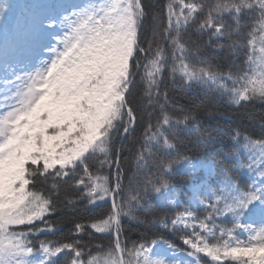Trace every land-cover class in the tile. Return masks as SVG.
Segmentation results:
<instances>
[{
  "label": "snow or ice",
  "instance_id": "obj_1",
  "mask_svg": "<svg viewBox=\"0 0 264 264\" xmlns=\"http://www.w3.org/2000/svg\"><path fill=\"white\" fill-rule=\"evenodd\" d=\"M11 7L0 4L5 21ZM147 8L143 0L43 6L34 35L48 38L44 47L49 58L38 65L25 59L31 35L5 39L0 49L4 66L0 75V264H57L62 253L71 257L68 264H201L202 255L213 264H264V227L246 223L259 219L264 224V139L237 136L243 144L233 155L239 158L246 151L250 160L244 167L255 177L246 190L227 169L219 170L220 187L200 186L195 174L201 161L181 153L176 141L181 133H195L201 142L205 136L196 127L193 110L179 106V116L167 111V92L161 91L167 69L173 82L179 78L185 88L203 86L227 96L236 107L264 102V0H213L207 7L196 0H169L166 23L159 32V16ZM226 16L231 23L225 22ZM189 27L200 34L208 32L217 41L226 40L217 47L229 54L243 50L244 65L221 71L202 55L199 45L185 39ZM141 68L140 102L145 109H158L159 115L144 129L135 164L137 171L155 165L158 175L129 191L125 199L115 142L135 130L133 91ZM113 166L115 183L101 174V169ZM207 166L209 174L216 172L214 162ZM180 171L194 176L198 190L193 202L171 220L145 222L174 230L191 228L182 237L190 250L181 251L162 238L131 243L122 239V220L138 219L136 210H147L143 202L150 195L168 204L179 203L170 197L175 195L172 178ZM65 177L83 188L75 196L64 192L67 205L111 200L105 215L70 221L76 235L112 237L108 245H94L96 254L82 239L33 240L42 232L57 230L62 222L46 217L57 209ZM49 181L47 190L39 187ZM193 203L205 209L202 220ZM221 216L231 217V228L215 225V218ZM238 232L247 233V239H239Z\"/></svg>",
  "mask_w": 264,
  "mask_h": 264
},
{
  "label": "trees",
  "instance_id": "obj_2",
  "mask_svg": "<svg viewBox=\"0 0 264 264\" xmlns=\"http://www.w3.org/2000/svg\"><path fill=\"white\" fill-rule=\"evenodd\" d=\"M42 2L44 0H0V4L6 3L12 6L10 11L7 12V21L3 17H0V45L6 38L11 39L13 37L17 28L16 18L21 10L26 6ZM143 2L148 5L147 10L150 13L158 14L159 21L156 23V27L158 32L162 31L166 23V4L169 0H143ZM185 2H190V0H185ZM196 2L204 3L207 7L213 3V0H196ZM245 20H247V17H245ZM225 22L231 23V20L226 16ZM153 23L152 18L149 17L147 25L151 26ZM185 39L194 41L195 45H199L202 55L210 60L213 65L219 66L221 71H228L233 65L243 66L245 63L243 50L238 53L229 54L226 49L222 50L217 47L220 43H226V40L217 41L215 37H210L208 32L200 34L193 27H189L185 33ZM3 71L4 66L0 64V72L3 73ZM142 74L143 68L140 69V73L137 75L136 86L133 91V101L137 111L135 130L127 137L117 139L115 142L116 148L120 149V165L123 170L122 188L124 189L121 196L125 199L129 191L144 185L148 179H155L158 175L155 165L150 164L147 168L137 171L135 164V155L140 147L144 129L149 121L154 123L159 115L158 109H145L140 102L144 93V84L140 80V75ZM162 80L161 91H166L168 97L167 111L170 114L179 116V106L193 110L197 118L196 127L205 136V141L201 142L195 133H181L180 139L176 141L180 152L192 157L193 161L214 162L216 172L213 177L209 178V185L212 188L221 186L220 181L222 178L219 175V170L227 169L240 188L246 190L255 178L254 174L248 172L244 167L250 160L249 154L243 151L240 153L239 158H237L233 153L237 152L243 144L242 139H237L238 134L239 137L247 135L253 139H264V102L253 101L236 107L229 103L227 96L211 92L203 86L196 85L191 88H185L181 85L179 78L173 82L167 69ZM161 103H163V99H161ZM156 155L159 158H163L162 153L157 152ZM94 164V160L90 161V165ZM77 172L78 174H82L80 170H77ZM101 174L109 175L113 183H115V166L111 169L107 167L101 169ZM196 176L200 178L199 182L203 178L202 173ZM193 180L194 176L184 171L178 172L172 178L175 192L179 194L182 205H164L155 198L154 194L150 195L143 202V208L147 210H136L135 214L138 219L124 218L122 220V239H126L131 243L141 238L146 241L162 238L170 242L177 249L186 251L187 248L182 242V237L189 235V232L182 229L174 230L171 226L164 228L159 224L146 223L145 221L159 220L161 218L171 220L178 213L184 212L189 207L191 201L192 194L190 187L195 184ZM50 184L51 181L39 187L47 190ZM70 185L72 186L70 187ZM65 191L75 196L80 194L83 188L82 186H74L72 178L65 177L63 179L57 209L51 216L46 217V219L51 221L62 222L58 225L57 230L42 232L38 236H34L33 240L58 241L66 238L82 239L85 243H89L92 246V253L96 254L94 245H108L112 237L100 233H93L91 237L84 234L76 235L73 231V224L70 221L73 218L83 220L105 215L111 210V200L97 201L93 205H87L86 201H78L75 205H67L64 201ZM202 197L205 199L204 196ZM195 210L198 219L202 220L206 215L205 209L197 208ZM214 222L218 227H232L231 217H216ZM37 223L39 226H43L39 222ZM260 227L262 226H258L257 229ZM237 236L241 240L247 239L240 232L237 233ZM70 258L69 254L62 253L57 258V264H68ZM201 262L202 264H213L210 259L204 256L201 257Z\"/></svg>",
  "mask_w": 264,
  "mask_h": 264
},
{
  "label": "rangeland",
  "instance_id": "obj_3",
  "mask_svg": "<svg viewBox=\"0 0 264 264\" xmlns=\"http://www.w3.org/2000/svg\"><path fill=\"white\" fill-rule=\"evenodd\" d=\"M80 2H82V0H57V1L56 0H44V2H42V3H38V4H35L32 6H26L21 10V12L17 16V29L15 31L14 36H16L18 39L21 37H26V36H30V35L33 37L29 47L27 48V50L25 52L26 62L34 64V65H38L41 60L49 58V54H48L46 48L44 47L49 42L48 38L44 37V38L38 39V38H35V35H34L36 20H37V17L39 16V14L44 10L43 6L53 5V4H63V3H80ZM11 40L12 39H10L9 41H11ZM3 44L0 46V49H2ZM10 62L15 63V60L10 57ZM1 65H3V64H1ZM2 74L3 73L0 72V75H2ZM208 162L209 161H201V165L198 167L197 173L195 174V175H198L199 173H202L203 178L199 182L200 186L209 185V178L213 177L215 174V173L209 174L208 166H207ZM197 190L198 189H197L196 184H193L190 187V191L192 194L190 202H193V196ZM170 199H176L179 201V203L173 205V204H168L167 202H163V201H160V202L164 205H169V206L182 205V200L179 197V194L177 192H175V195L170 197ZM200 199H203V197L201 196ZM192 206L194 209L202 208V207H197L194 203ZM189 223L191 224L193 222L189 221ZM249 223H251L252 226L255 228H257L258 226L264 227V224H262L259 219H256L255 221H249ZM182 230H185V231L191 233V228L182 229ZM242 235L247 237V233H242ZM184 246L187 248V250L184 252H187L190 250L186 245H184ZM202 257H203V255H202ZM206 258H208V257H206ZM208 259H210V258H208ZM201 264H202V262H201Z\"/></svg>",
  "mask_w": 264,
  "mask_h": 264
}]
</instances>
